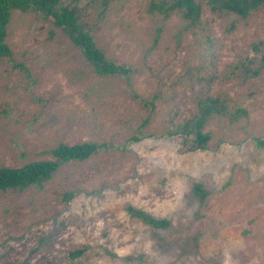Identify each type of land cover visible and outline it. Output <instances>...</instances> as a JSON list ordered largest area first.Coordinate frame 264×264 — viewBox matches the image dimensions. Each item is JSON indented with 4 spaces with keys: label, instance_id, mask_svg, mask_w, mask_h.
<instances>
[{
    "label": "rangeland",
    "instance_id": "1",
    "mask_svg": "<svg viewBox=\"0 0 264 264\" xmlns=\"http://www.w3.org/2000/svg\"><path fill=\"white\" fill-rule=\"evenodd\" d=\"M159 2L112 0L102 14L99 0L77 5L129 80L97 76L51 20L12 11V57L0 59V165L51 160L60 143L144 138L66 163L41 188L0 191V264H264V149L252 144L264 137V5L241 18L198 0L190 25L178 11L150 12ZM207 99L220 112L202 129L208 148L193 150L192 136L174 133ZM237 109L246 117L231 122ZM194 183L209 192L200 210ZM127 205L173 229H150Z\"/></svg>",
    "mask_w": 264,
    "mask_h": 264
},
{
    "label": "trees",
    "instance_id": "2",
    "mask_svg": "<svg viewBox=\"0 0 264 264\" xmlns=\"http://www.w3.org/2000/svg\"><path fill=\"white\" fill-rule=\"evenodd\" d=\"M81 0H0V59L11 60L12 52L6 43L7 27L12 11L22 13L34 12L41 15L44 20H51L54 27L60 29L82 53L87 63L93 68L94 73L100 77L120 76L129 80L131 69L126 65L117 64L106 57L103 50L95 44L90 30H86L79 20L77 5ZM112 0H99L100 14H102ZM207 4L214 12H227L241 18L263 6L264 0H207ZM150 12L158 11L163 18H168L173 11L180 12L181 18L190 25H195L201 14L198 0H169L152 3ZM158 34V33H157ZM29 75L28 70L22 65H15ZM217 99H207L199 103L198 113L192 119L182 123L174 134L180 133L192 136L189 147L193 150L204 151L208 148L209 134L202 132L206 122L217 109ZM240 117H246L244 109H237L229 117L231 122ZM143 135H133L122 145L114 146L106 143L86 142L69 145L58 144L50 150L51 160L34 161L18 167L0 165V191H22L30 187L41 188L49 182L58 170L66 163L81 162L101 152L124 150L128 145L143 139ZM252 144L258 150L264 149V137L252 138ZM188 150V149H187ZM192 194L200 208L205 207L206 197L209 192L200 183H194ZM74 194H66L65 200L69 201ZM131 218L137 219L154 231H168L173 229L171 222L165 218H158L145 213L132 205L125 207ZM199 211L196 216H199ZM83 254L82 249L70 251L68 258L73 261ZM80 264V263H74Z\"/></svg>",
    "mask_w": 264,
    "mask_h": 264
}]
</instances>
